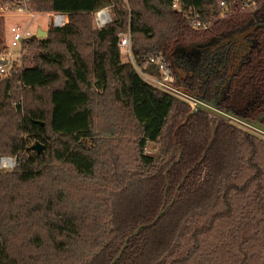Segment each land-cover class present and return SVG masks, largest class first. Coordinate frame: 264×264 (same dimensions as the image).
I'll return each instance as SVG.
<instances>
[{
    "label": "trees",
    "instance_id": "trees-1",
    "mask_svg": "<svg viewBox=\"0 0 264 264\" xmlns=\"http://www.w3.org/2000/svg\"><path fill=\"white\" fill-rule=\"evenodd\" d=\"M250 3L31 0L67 23L26 40L29 64L0 78V158L16 160L0 168V264H109L163 203L114 264H264V139L203 112L175 131L190 105L144 82L118 46L129 30L136 56L169 59L174 43L203 28L194 15L217 26ZM104 7L111 21L97 28ZM3 35L0 18V52Z\"/></svg>",
    "mask_w": 264,
    "mask_h": 264
},
{
    "label": "flooded vegetation",
    "instance_id": "flooded-vegetation-1",
    "mask_svg": "<svg viewBox=\"0 0 264 264\" xmlns=\"http://www.w3.org/2000/svg\"><path fill=\"white\" fill-rule=\"evenodd\" d=\"M218 23L194 28L172 45L168 60L175 84L185 93L190 91L195 99L190 108L197 107L195 112L264 139V0L228 10ZM197 39L212 45L196 55L192 48L175 49ZM198 99L224 116L198 107Z\"/></svg>",
    "mask_w": 264,
    "mask_h": 264
},
{
    "label": "built area",
    "instance_id": "built-area-1",
    "mask_svg": "<svg viewBox=\"0 0 264 264\" xmlns=\"http://www.w3.org/2000/svg\"><path fill=\"white\" fill-rule=\"evenodd\" d=\"M253 0H244L245 4H249ZM179 0H172V8H179ZM220 6H224V2H220ZM0 9L16 12L25 13L30 20H34L38 17L49 18L48 26L51 27H62L67 23V13L61 11H40L33 8L31 0H0ZM94 24L97 28L102 27L109 21H111L110 12L106 7L96 11L94 13ZM29 24L21 25L19 23L11 24L8 29V34L10 37V43L6 48L0 52V61L5 60L6 63H0V76L7 77L12 68L21 66V63L17 64L19 60L18 57L22 53V44L35 36L36 30H32ZM192 25L194 27H206L200 20L198 15L193 16ZM37 38V37H36ZM118 46L120 49V54L123 55L126 62H130L135 68L136 72L140 75L141 79L150 84L151 86L173 94L189 105L194 103V98L188 94L180 91L174 81L173 72L169 63V60L162 53H149L145 55H135L131 48V35L130 31L120 33L118 39ZM21 57V56H20ZM141 60V63L139 60ZM149 66H154L158 73L153 74L145 69ZM145 152L146 149H145ZM151 153V152H148ZM10 161L7 165L3 164L4 161ZM15 160L11 157H1L0 158V168L14 167ZM12 167V168H13Z\"/></svg>",
    "mask_w": 264,
    "mask_h": 264
},
{
    "label": "rangeland",
    "instance_id": "rangeland-1",
    "mask_svg": "<svg viewBox=\"0 0 264 264\" xmlns=\"http://www.w3.org/2000/svg\"><path fill=\"white\" fill-rule=\"evenodd\" d=\"M251 4V3H250ZM107 10L109 11V7H106ZM110 12V11H109ZM0 18H2V24H3V32H4V43L5 45H9L10 43V37L8 34V29L10 27L11 24H15V23H19L21 25L24 24H29L30 23V28L32 30H36L38 27H40L41 29L47 30L48 23H49V18L46 17H38L34 20H30L29 17L25 14V13H16V12H9V11H5L0 9ZM212 42H206L203 39H197L195 41L192 40H187L185 43L179 44L175 49L178 50V48L183 49H189L192 48L191 51L194 55H196V53L201 50V49H205V48H209L211 47ZM5 46V47H6ZM24 51H22V53L19 55L18 57V63H21V65H25V64H29V61L27 59H25V55H24ZM21 56V57H20ZM121 59L123 61H125L123 55H120ZM0 78H3L2 76H0ZM19 103L22 105V99H20ZM88 144L90 142H87ZM158 143H154V142H148L145 146V149L147 152H151V153H156L158 150ZM12 159H15L14 157H11ZM15 166V165H14ZM13 167V166H12ZM12 167H5L3 169L5 170H10L13 169Z\"/></svg>",
    "mask_w": 264,
    "mask_h": 264
},
{
    "label": "water",
    "instance_id": "water-1",
    "mask_svg": "<svg viewBox=\"0 0 264 264\" xmlns=\"http://www.w3.org/2000/svg\"><path fill=\"white\" fill-rule=\"evenodd\" d=\"M46 34H47V30H44V29H41L40 27H38V28H37V31H36V34H35L34 37H37V38H44V37L46 36ZM0 63L5 64L6 61H5V60H1ZM177 88H178V87H177ZM178 89H179V88H178ZM179 90H180V89H179ZM180 91H181V90H180ZM184 93H185V92H184ZM186 94H188V93H186ZM188 95L192 97V95H190V94H188ZM192 98H194V97H192ZM196 105H197L198 107H202V108L208 109V110H210V111H212V112H215V113H217V114L222 115L220 112H218V111L215 109L214 106L212 107L210 104L207 105V104L204 103L201 99H198V100H197ZM196 109H197V107L191 109V110L185 115L184 120H183L181 123H179V124L177 125L175 131L178 130L182 125H184V124L188 121L189 117H190V116L196 111ZM222 116H224V115H222ZM216 126H217V125H214V127L212 128L211 137H210V139H209V142H208V144H207V147H206L205 150L202 152L200 158L197 159V161L194 163L193 167H194L197 163H199V162L203 159V157L205 156V153H206L207 149L210 147V145H211V143H212V140H213V137H214V133H215ZM29 148H30L31 150H33V151L40 152V151L42 150V148H43V145L39 144L38 142H34L33 144L30 145ZM179 156H180V153L178 152V157H177V159H176L174 162L171 163V165L169 166L168 170H169V169H170V168H171V167H172V166H173V165L179 160ZM14 160H15V159H14ZM15 163H16V160H15ZM193 167H192V168H193ZM166 172H167V171H166ZM166 172H165V176H166ZM188 172H189V170L186 172V174H187ZM186 174H185L184 177L181 179V181H180L179 184H181V183L184 181ZM166 183H167V181H166ZM167 185H168V183H167ZM164 207H165V204L163 203V204L161 205L160 209H159L158 214L154 217V219L151 221V223H149V224H146V223L139 224V225H138V226H137V227H136L131 233H129V234L124 238L123 244L121 245V247H120L118 253L115 255V257L111 260V262H110L109 264H114V263H115V261L119 258V256H120L121 252L123 251V249L126 247L127 242H128V240H129L130 238H132L134 235H136V234H137L142 228H146V227H148V226H150V225H153V224H155V223L157 222V220L159 219V217L162 216L163 213L165 212Z\"/></svg>",
    "mask_w": 264,
    "mask_h": 264
},
{
    "label": "bare ground",
    "instance_id": "bare-ground-1",
    "mask_svg": "<svg viewBox=\"0 0 264 264\" xmlns=\"http://www.w3.org/2000/svg\"><path fill=\"white\" fill-rule=\"evenodd\" d=\"M9 162H10V161H7V160H6V161L3 162V164H6V165H7Z\"/></svg>",
    "mask_w": 264,
    "mask_h": 264
}]
</instances>
